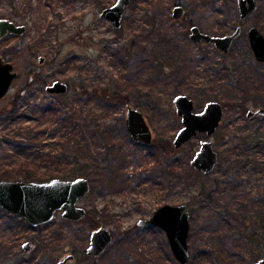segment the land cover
Here are the masks:
<instances>
[{"label":"rangeland","instance_id":"obj_1","mask_svg":"<svg viewBox=\"0 0 264 264\" xmlns=\"http://www.w3.org/2000/svg\"><path fill=\"white\" fill-rule=\"evenodd\" d=\"M115 2L0 0V18L27 27L23 35L0 38V56L12 62L18 72L0 98V180H23L11 177L18 167L15 160L19 162L24 155H16L11 142L20 141L17 134L25 128L46 123L44 117L38 118L41 105L53 104L65 111L74 106L82 112L79 123L85 133H95L97 124L112 127L105 139L108 142L97 137L88 141L89 152L79 156L83 158L80 164L72 161L65 167L70 177L64 179L83 176L90 180L91 190L79 205L91 218L71 221L58 211L53 220L33 226L24 217L4 210L15 218H0L13 227L0 232V264H60L71 256L63 264H181L163 229L138 225L164 204H186L191 211L188 264H194L197 249L214 247L213 233L220 232L221 248L224 237L235 236L234 232L228 234L227 227L215 226L218 214L225 215V205H240L248 217L255 215V208L246 194L264 199V115H246L250 108H264L263 64L254 58L247 39L250 26L264 32V0H258L261 9L242 23L237 4L231 0H133L120 28L101 16ZM178 3L186 8V15L172 21V8ZM190 22L210 34L220 30L232 33L242 25L244 34L229 54L222 55L213 44L189 38ZM55 80L68 83L69 92H48L47 86ZM96 87H110L128 95L129 100L113 101V108L106 109L98 99L81 93L83 88ZM183 93L194 99L195 111H201L210 100L221 102L224 117L215 134H198L170 150L183 126L174 98ZM129 104L146 118L154 137L151 145L132 139L126 124ZM91 114L93 124L97 123L89 128ZM98 115L101 118L95 120ZM84 121L88 124L83 125ZM112 132L119 135L110 139ZM118 136L117 145L110 149L108 144ZM54 139L43 137L42 142ZM202 140L213 141L220 159L207 174L191 164ZM247 158L255 164H248ZM238 159L245 164L237 165L236 175L226 173ZM116 163L123 179L118 185L107 177L108 166ZM78 167L87 169L85 174L74 175ZM233 186L238 193L231 192ZM203 189L217 203L210 202ZM101 226L111 231L113 240L101 255L87 258L91 233ZM27 241L33 244L29 252L23 248ZM257 253H264V243ZM207 264L225 263L216 253Z\"/></svg>","mask_w":264,"mask_h":264},{"label":"water","instance_id":"obj_2","mask_svg":"<svg viewBox=\"0 0 264 264\" xmlns=\"http://www.w3.org/2000/svg\"><path fill=\"white\" fill-rule=\"evenodd\" d=\"M133 0H116L105 8L101 16L110 20L114 27L120 28L127 6ZM241 19L246 18L256 10V0H238ZM184 14V7L176 5L173 16L180 18ZM241 28L238 27L232 34L224 36H212L204 33L198 26L192 27L191 37L200 42L206 40L215 43L217 47L227 53L239 35ZM26 32L24 24H17L11 19L0 18V38L12 35H22ZM252 48L259 60L264 61V34L256 27L249 31ZM44 61V57L40 58ZM18 72L14 64L0 56V98L10 89ZM47 91L52 94H65L69 91V84L55 80L47 86ZM178 115L182 118L183 126L177 132L173 144L176 148L181 147L191 140L197 133L206 132L209 135L215 133L223 118V107L218 101H209L201 112H195V102L185 94H179L174 99ZM264 114V108L257 110L249 109L248 117ZM127 129L135 141L141 145H150L153 141V133L143 113L129 105L126 119ZM218 161V154L213 148V142L204 140L201 147L193 157L191 164L205 173L211 172ZM91 190L90 180L80 176L75 179L52 178L48 181H23V180H0V206L11 213L24 217L31 225L38 226L53 220L58 211H62L65 219L80 221L87 215V209L79 205V200ZM191 213L186 204L161 205L149 217L140 219V226L150 225L163 229L167 235L171 250L175 258L181 264H188L190 249L188 237L190 232ZM113 240L111 231L106 227H99L91 233L90 245L87 255L99 256ZM23 248L29 252L33 244L25 242ZM72 257V256H71ZM71 257H67L63 264ZM250 264H264V258Z\"/></svg>","mask_w":264,"mask_h":264},{"label":"trees","instance_id":"obj_3","mask_svg":"<svg viewBox=\"0 0 264 264\" xmlns=\"http://www.w3.org/2000/svg\"><path fill=\"white\" fill-rule=\"evenodd\" d=\"M231 1L235 2V0ZM167 41L171 43V40ZM36 76L39 77V75ZM81 93L88 95L91 99H98L103 103L102 107H105L106 109H109V107L113 108L114 104L111 103L113 101L127 103L129 100L128 95L119 93L116 90H112V88L110 87H96L92 90L83 88ZM21 95L22 93H20L18 98L15 100L13 107L14 109L16 108L17 102L19 101ZM81 116L82 112L75 109L74 106L65 111L61 106H56L53 104H50L49 106L41 105L38 110V118L42 120L45 118L44 120L46 121V123H44L43 125L38 124L39 127L36 126L35 128H25L24 131L18 132L17 134V136L21 137L22 139L20 141L17 140L11 142L16 155L24 154L19 162L15 160V164L18 167L16 168V173H14V175H12L11 177L14 179L20 178L23 179V181L26 180V182H44L55 177L63 179L70 177L68 176L67 169L65 167L72 161L75 162V165L80 164L79 160L83 158L79 156H83L85 153L89 152L88 141L94 140L97 137L98 139H101L103 143H105V141L108 142L105 139L106 137H109V130L112 129V127L110 126L107 128L103 125L97 124L99 129H97L95 133H93L92 131H87V133H85V129H83L79 123ZM94 118L96 120L100 119L101 117L98 115V117L96 116ZM92 120L93 117L91 114L89 124L84 121L83 125L88 124L89 128L93 127V125L95 126L97 122L93 124ZM112 133L113 135H111L110 139H112L115 135H119L116 134V132ZM43 137H45L46 139L48 137L55 139L50 143L48 141L43 143ZM119 139L120 137L118 136L114 139V142L108 144L109 148L111 147L110 149H112V146H116V143H118ZM160 145L166 147L164 143H160ZM168 148H170V150L175 149L171 144ZM246 161L248 164H255L254 161L248 158L246 159ZM91 162H94V159H92ZM243 164L245 163L241 159H238L237 162L235 160V163H232L230 165V167L226 170V173L236 175V169L239 168V166L237 165ZM262 165L264 166V163H262ZM108 168L109 172H107V177L110 182L112 180L115 185H118L121 181H123L120 176L121 167H119L117 163L110 164ZM13 169L14 168H11L10 170L12 171ZM86 170H81L78 167L76 170H74V175H83L85 174ZM231 183L235 186V182ZM234 186L231 187L232 189H234H231V192L238 193V191H235L237 189ZM202 194L210 199V202L212 201L214 203H217V200L213 197V195L206 192L205 189L202 190ZM246 196L252 201L253 208H255V215L252 214L246 217L245 215H243L240 205H225V215H223L222 212L218 214V223H216L215 226L227 227V229H230V232L228 234L234 232L235 236L230 238L224 237L225 243L223 245V248H221L220 232L217 234L213 233L212 236L214 240V247L211 246V249L210 247L205 246L203 251H199L197 249L196 254L198 260L195 261L194 264H207L209 261H211L216 253L218 255V259H220L225 264H250L251 261L255 262L264 258L262 257L264 256V253H262L261 256L257 253V248L261 247L264 243V199H261L260 197L252 198L250 193H247ZM3 216L15 218V215L5 212L4 209L0 206V218H2ZM256 216L259 217L256 218ZM89 217L91 218L90 213L87 212V215L83 218V221L88 220ZM21 220L28 224L26 220ZM91 224H93L94 226L97 225V223L94 222H91ZM12 228L13 227L10 222L0 220V232L6 233ZM1 250L4 251V248H2Z\"/></svg>","mask_w":264,"mask_h":264},{"label":"flooded vegetation","instance_id":"obj_4","mask_svg":"<svg viewBox=\"0 0 264 264\" xmlns=\"http://www.w3.org/2000/svg\"><path fill=\"white\" fill-rule=\"evenodd\" d=\"M256 2H257V8H256V10L257 9H261V4H259L258 5V0H256ZM234 3H236L237 4V7H238V11H239V5H238V0H235V2ZM176 5H181V4H176ZM175 5V6H176ZM174 6V7H175ZM181 6H183V5H181ZM174 7L172 8V14H171V16H170V20H172L173 21V19L174 20H180V19H182L185 15H186V8L184 7V14H183V16L182 17H180V18H175L174 16H173V11H174ZM255 10V11H256ZM255 11H253L252 13H254ZM252 13H250L246 18H244V19H241V14H240V11H239V16H240V23H242V22H244ZM126 14V13H125ZM125 16V15H124ZM124 18V17H123ZM123 21V20H122ZM25 25V24H24ZM26 26V25H25ZM193 26H198V25H196V24H193L192 22H190V33H189V38L193 41V42H195V43H204V42H206V43H210V42H207L206 40H202V41H200V42H197V41H195L192 37H191V33H192V27ZM199 27V26H198ZM238 27H240L241 28V30H240V33H239V35L234 39V41H233V43H232V45H231V47H230V49H229V51L227 52V53H225L222 49H220L219 47H217L216 45H215V43H210V44H213L215 47H216V49H217V51L218 52H221L222 53V55H227V54H229L230 53V51H231V49H232V47H233V44L235 43V41L236 40H238L239 38H241L242 37V35L244 34V32H243V27H242V25H238L237 27H236V29L238 28ZM252 27H256L262 34H264V32L263 31H261L260 30V28L259 27H257V26H255V25H253V26H250L249 27V29H248V31H247V39H248V41H249V45H250V48H251V51H252V53H253V56H254V58L256 59V61H258L259 63H262L263 64V74H264V61L263 60H259L258 58H257V56H256V54H255V52H254V50H253V48H252V45H251V40H250V36H249V31H250V29L252 28ZM200 28V27H199ZM235 29V30H236ZM200 30L202 31V32H204V33H208V32H205V31H203L201 28H200ZM234 30V31H235ZM26 31H27V27H26ZM220 31H222V30H220ZM220 31H218V32H216V33H214V34H210V33H208V34H210V35H212V36H224V35H227V34H232V33H226L225 34V32L224 31H222V32H220ZM23 35V34H22ZM18 76V75H17ZM184 94V93H183ZM58 95H64V94H58ZM179 95V94H178ZM185 95H187V94H185ZM177 96V95H176ZM188 96V95H187ZM190 97V96H189ZM191 98V97H190ZM175 99V98H174ZM193 99V98H192ZM194 100V99H193ZM210 101H213V100H210ZM215 101H217V100H215ZM195 102V101H194ZM209 102V101H208ZM219 102V101H218ZM207 103V102H206ZM221 103V102H220ZM175 104V103H174ZM222 104V103H221ZM130 105V104H129ZM128 105V106H129ZM206 105V104H205ZM132 106V105H131ZM13 107H14V104H13ZM134 107V106H133ZM205 107V106H204ZM204 107H203V109H204ZM222 107H223V112H224V106H223V104H222ZM136 108V107H135ZM195 108H196V104H195ZM261 108H263V107H261ZM138 109V108H137ZM202 109V110H203ZM251 109V108H250ZM259 109V108H258ZM201 110V111H202ZM249 110V109H248ZM248 110H247V112H248ZM253 110H257V109H253ZM176 111H177V109H176ZM195 111V110H194ZM201 111H195V112H201ZM247 112H246V115H247ZM178 114V113H177ZM261 115H264V114H261ZM260 116V115H259ZM223 117H224V114H223ZM247 117H248V115H247ZM255 117H258V116H255ZM249 118H251V117H249ZM181 120H182V118H181ZM222 120H223V118H222ZM222 120H221V122H222ZM147 121V120H146ZM183 123V122H182ZM221 124V123H220ZM219 127H220V125H219ZM218 127V128H219ZM218 128L216 129V131L218 130ZM180 130V129H179ZM216 131H215V133H216ZM153 133V132H152ZM201 133H206V132H201ZM201 133H197V135L198 134H201ZM214 133V134H215ZM207 135H209L208 133H206ZM196 135V136H197ZM213 135V134H212ZM196 136H194V137H196ZM193 137V138H194ZM192 138V139H193ZM153 139H154V137H153ZM135 141V140H134ZM190 141V140H189ZM188 141V142H189ZM204 140H202L201 141V143L203 142ZM209 141H211V140H209ZM137 142V141H136ZM213 142V141H212ZM138 143V142H137ZM152 143H153V141H152ZM151 143V144H152ZM140 144V143H139ZM150 144V145H151ZM141 145V144H140ZM143 146H149V145H143ZM173 146H174V144H173ZM200 147H201V145H200ZM174 148H176L175 146H174ZM213 148H214V144H213ZM199 150V149H198ZM198 150L196 151V153L198 152ZM214 150L216 151V149L214 148ZM217 152V151H216ZM195 153V154H196ZM217 154H218V152H217ZM195 156V155H194ZM192 161V160H191ZM219 154H218V161H217V163H216V165H215V167L217 166V164L219 163ZM215 167H214V169H215ZM195 168V167H194ZM196 170H198L197 168H195ZM213 169V170H214ZM212 170V171H213ZM199 172H201V173H203V174H207V173H205V172H203V171H201V170H198ZM211 171V172H212ZM210 173V172H209ZM88 212V211H87ZM86 217V216H85ZM144 219V218H143ZM82 220V219H81ZM72 221V220H71ZM139 225V224H138ZM140 226V225H139ZM145 226H150V225H144V227ZM150 227H157V226H150ZM160 228V227H159ZM169 241V240H168ZM86 253H87V251H86ZM88 257H94L95 258V256H90V255H88Z\"/></svg>","mask_w":264,"mask_h":264},{"label":"bare ground","instance_id":"obj_5","mask_svg":"<svg viewBox=\"0 0 264 264\" xmlns=\"http://www.w3.org/2000/svg\"><path fill=\"white\" fill-rule=\"evenodd\" d=\"M69 92V91H68ZM66 94V93H65ZM188 207V206H187Z\"/></svg>","mask_w":264,"mask_h":264}]
</instances>
